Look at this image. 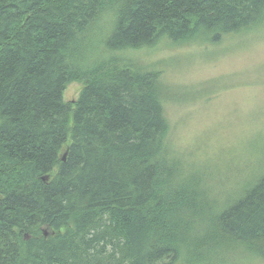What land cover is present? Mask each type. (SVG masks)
Segmentation results:
<instances>
[{
    "label": "trees",
    "instance_id": "trees-1",
    "mask_svg": "<svg viewBox=\"0 0 264 264\" xmlns=\"http://www.w3.org/2000/svg\"><path fill=\"white\" fill-rule=\"evenodd\" d=\"M263 20L264 0H0V264L264 263V174L216 200L168 150L160 72L112 55Z\"/></svg>",
    "mask_w": 264,
    "mask_h": 264
},
{
    "label": "rangeland",
    "instance_id": "rangeland-1",
    "mask_svg": "<svg viewBox=\"0 0 264 264\" xmlns=\"http://www.w3.org/2000/svg\"><path fill=\"white\" fill-rule=\"evenodd\" d=\"M108 32L102 24L86 35L93 56L107 54ZM112 55L160 72L168 150L200 172L216 200L234 199L264 174V20L219 43L161 40ZM81 89V83L67 85L63 101L75 102ZM207 264L264 263L225 253Z\"/></svg>",
    "mask_w": 264,
    "mask_h": 264
},
{
    "label": "bare ground",
    "instance_id": "bare-ground-1",
    "mask_svg": "<svg viewBox=\"0 0 264 264\" xmlns=\"http://www.w3.org/2000/svg\"><path fill=\"white\" fill-rule=\"evenodd\" d=\"M248 29V28H247ZM189 36V35H188ZM189 39V38H188ZM193 41V40H192ZM150 49V48H149ZM116 54V53H115ZM109 55H111V54H109ZM131 55V54H130ZM125 57H126V55H125ZM129 57V56H128ZM112 60V59H111ZM123 62V61H122ZM124 65V64H123ZM158 83V82H157ZM179 175V174H178ZM199 175V174H198ZM196 177V176H195ZM197 178H199V177H197ZM206 180V179H205ZM177 181V180H176ZM209 182H210V180H209ZM198 195V194H197ZM200 195V194H199ZM195 196V195H194ZM161 199V198H160ZM156 202V201H155ZM155 204V203H154ZM156 206V205H155ZM163 207V206H162ZM160 208V207H159ZM156 209V208H155ZM158 209V208H157ZM154 211H157V210H154ZM163 211V210H162ZM160 214H162V213H160ZM72 216V215H71ZM67 227V226H66ZM187 227V226H186ZM68 229V228H67ZM66 230V229H65ZM57 231V230H56ZM72 235V234H71ZM18 240V239H17ZM21 240V239H20ZM201 240H203V239H201ZM205 240V239H204ZM183 243V242H182ZM171 248V247H170Z\"/></svg>",
    "mask_w": 264,
    "mask_h": 264
},
{
    "label": "water",
    "instance_id": "water-1",
    "mask_svg": "<svg viewBox=\"0 0 264 264\" xmlns=\"http://www.w3.org/2000/svg\"><path fill=\"white\" fill-rule=\"evenodd\" d=\"M62 160H64V157L62 158ZM45 235V234H44Z\"/></svg>",
    "mask_w": 264,
    "mask_h": 264
}]
</instances>
